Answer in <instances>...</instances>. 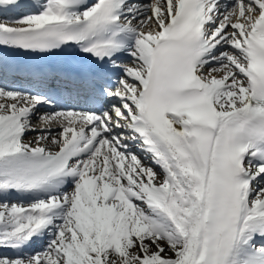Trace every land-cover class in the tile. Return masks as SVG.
Returning <instances> with one entry per match:
<instances>
[{
    "label": "snow or ice",
    "instance_id": "1",
    "mask_svg": "<svg viewBox=\"0 0 264 264\" xmlns=\"http://www.w3.org/2000/svg\"><path fill=\"white\" fill-rule=\"evenodd\" d=\"M0 264H264V0H0Z\"/></svg>",
    "mask_w": 264,
    "mask_h": 264
},
{
    "label": "bare ground",
    "instance_id": "2",
    "mask_svg": "<svg viewBox=\"0 0 264 264\" xmlns=\"http://www.w3.org/2000/svg\"><path fill=\"white\" fill-rule=\"evenodd\" d=\"M33 124L36 125V127H38V128L41 127V125L38 124L37 121H36L35 119L33 120ZM52 126H55V128L57 127V125H55V124L52 125ZM55 128H54V129H55ZM153 169H154V168H153ZM155 171H158V170H155ZM158 175L160 176V179L163 178V175H162L161 173H159V171H158Z\"/></svg>",
    "mask_w": 264,
    "mask_h": 264
}]
</instances>
